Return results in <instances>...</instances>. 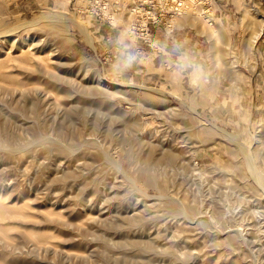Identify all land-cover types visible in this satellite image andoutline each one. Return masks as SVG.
<instances>
[{"label": "rangeland", "instance_id": "rangeland-1", "mask_svg": "<svg viewBox=\"0 0 264 264\" xmlns=\"http://www.w3.org/2000/svg\"><path fill=\"white\" fill-rule=\"evenodd\" d=\"M110 1L112 2L113 0ZM122 1L124 0H120L118 7L109 5L106 11L107 14L104 12L105 9L101 5V0H86L85 2L77 0H0V33H4V30L25 20L38 19L44 13L54 14L60 11H66L65 15L67 17L64 21H41L42 23L31 26L34 34L38 35L37 37L39 39L40 37L43 39H40L42 41L41 46H43L44 41L51 43L53 49L57 47L56 49L58 50L54 49L53 53L55 54L54 56L60 58V63L51 67L56 76L60 77L59 75L61 73L63 75L65 72H72L73 83L75 82V84L80 85L78 81L83 75L90 77L93 73L98 72L106 80L127 85L128 91L126 95H110L102 89L95 90L91 93L86 92L81 85L80 87L82 89L80 88L78 90L77 88L79 86H75L71 82H63L61 79L44 78L43 76H37V73L32 75L33 79H31L30 83H39L44 89H49L47 91L51 89L52 93H56V101L58 103L67 102L68 105H78L79 109L74 111L72 114L74 115L73 118L75 121L78 120V122L82 123L85 119V114H87L90 119L87 125H93L94 127L97 125L92 134H105L108 138L113 133L115 136H120L123 132V124L127 121L132 126L131 133L133 137H136L135 141H133L132 158L130 159L127 156L122 157L123 167L131 170V176L136 178L135 185L120 170L118 172L117 168L103 163L100 165L102 167L100 172L96 171L93 174L91 172L85 173L81 177H78L77 180L73 179L77 178L73 174L70 177V181L73 183L71 184V188L74 186L72 190L70 188L68 196L82 193L85 188L82 187V190L79 188V191L77 185L81 181L90 184V182H93L95 173L101 174L100 178L104 180L103 185L107 183L105 186H108L110 180L116 179L117 184L122 188L120 189L121 192L125 195L131 193L132 198H135L133 197L135 196L133 192H136L134 186L143 190L138 191L139 193L145 191L153 197L158 196L162 192V188H164L163 191L167 193L165 199L167 203L152 207L151 212H156L153 215L155 217L159 216V219L158 221L157 219L149 220L147 227L153 233L158 230V233H160L159 239H161L158 242L165 243L163 244L164 247L167 246L172 251L181 249L182 251L196 252L193 254L194 257H189L188 261L190 262L186 261L187 263L181 262L179 257L173 254L171 256H162L159 259V264H192L193 262V264H245L243 261L250 264L253 255H257L258 260H263L264 256L260 257L258 253L253 254L250 248H247L249 246L246 244L243 245L244 251L242 254L238 255L230 252L228 247L224 248L225 246L209 241L208 238L211 237H207V244L203 246L190 245L189 247H185L183 239L190 236V240L191 238L193 240L194 234H197L196 232L200 229L186 231L184 230L186 224L182 219H173V216L166 214L168 218L170 217L168 219L164 214L167 213L166 211L170 207L173 208L175 206V203L171 199L175 196L183 195L184 191L196 196L200 202H207L210 198H220L224 193H228V202L233 206L236 205L233 209V218L230 223L236 227L242 223L240 228L252 226L254 223V215L250 211H247L250 210L247 208L248 204L245 205L246 202H241V204H244L242 205L243 208L238 198L240 195H254L262 198L264 193L245 167L244 160L238 153L236 139L226 136L224 132L234 134L240 138H247L248 140V137H251V135L259 130L264 137V0H202L201 7L206 11L205 14L209 13L211 17L210 21L220 28L221 36H225V39L221 37L217 42L204 29L202 30L203 27L201 28L199 24L191 23V21H182L181 19H176L171 22L168 17L169 14H167L168 8H170L169 6L167 7V12H165L166 15L163 18L159 16L157 21L148 22L147 17L145 18L144 16L146 10H143L141 13H136L137 16L132 18L131 22L134 23L131 25L130 30V25L128 26V15L129 8L132 6L130 3L132 4L133 2ZM137 1L144 9L149 8L147 7L150 3L149 0ZM112 12L122 17L117 21L111 20ZM72 15L88 22L92 42H89L71 19H68ZM139 18H144L146 20L145 24ZM35 28H38V30ZM49 28H54L57 31H48ZM170 28L173 31L167 34L166 31H169ZM259 29L262 34L260 33V36L253 41V36ZM145 31H149L152 34L149 39L144 36ZM20 32L22 33V31ZM21 33L18 32L20 36ZM67 36H73V41L70 45L65 43L64 38ZM56 38H62V40ZM151 39L153 40L151 41ZM156 43L158 44L156 45ZM9 48L2 51L0 47V59L6 57L5 52ZM47 53L46 51L43 54L46 55ZM217 56H220V61H217ZM52 60H54V57L48 61L51 62ZM172 61L173 63H177L176 65L179 67L176 76L164 67L166 63ZM61 62L65 63L62 64ZM231 62L236 66L232 67ZM196 65L200 66L206 72L207 79L205 82L209 85V89L194 97L197 87L190 84L189 74ZM32 66H35V64ZM8 68L11 70V67ZM234 70L239 72V77L237 81L235 80L236 82L230 79L232 76H229ZM19 76L22 77V73ZM216 80L217 84L215 82ZM1 83L5 88H0V131L4 135L8 132L6 126L9 121L14 120L15 117H20L19 110H21V104L15 101L11 92L7 90L8 84L3 81ZM69 84L74 85V87ZM198 87L200 88V84H198ZM83 90L85 92H82ZM193 103L196 104V112L194 113L190 109ZM168 104H173L171 106L173 108L167 109L166 105ZM155 108H159L160 112H156ZM48 110V112L54 113L56 108L53 106L52 109L48 108ZM25 111H28V109H25ZM119 116L123 119L119 120L117 118ZM145 116H147V120L143 118ZM199 119L205 122V125L214 123L216 127L218 126V129H212L209 134L202 133L196 128L193 129V125ZM78 122L74 124V127L77 129L80 128L79 125L77 127ZM65 125L66 127H63L65 132H67L66 129L73 128L72 124H69L70 126ZM108 127L109 130L106 132L105 130ZM103 137L104 135H102V139ZM106 140L108 139L106 138ZM159 143L173 149L176 158L172 163H170V160L156 161L159 149L153 150L149 148V145L152 144V146L158 148L157 144ZM115 145L113 149L116 150L114 151L112 149L113 155L118 154V152L121 153L124 150L118 141ZM2 152L0 150V181L3 182L4 179L7 181V177L12 178L14 176L13 178H17L20 186L29 192V186L31 184L29 180L30 178H34V183L42 187L43 171H45L43 164H41L40 168H37L36 164L29 161L10 165V162H4L5 156L1 157ZM54 154H57V152ZM86 154L91 159L97 160L98 158L100 160V156L96 157V154H93V152H86ZM48 155L46 154L45 156ZM61 155L58 153V156ZM257 163L264 170V158L262 156L258 158ZM192 164L202 168L203 177L194 181L189 176L187 181L182 183L176 168L179 166L189 171V168L192 169ZM171 165H174V169L171 168ZM63 167L65 168V166H61V169H64ZM103 171L104 173L102 174ZM149 171L150 173H148ZM146 174L154 179L153 184L144 183ZM114 176L115 178H113ZM162 183L164 186H161ZM56 185H59V183ZM127 189L128 191H126ZM39 192L38 197L41 199L38 198L36 203L26 209L31 216L28 215L26 217H30L29 220L32 218L31 223L25 217V222H22L24 223L22 224L15 217L14 219L12 216H7L4 217L6 220L4 218L0 219L1 224L3 225L4 223L12 227L10 231L12 229L13 231L10 233L15 242L22 240L31 230L54 231L57 237L52 240L55 242V246H59V248L54 246L56 251H65L64 248L67 247L66 249H69V251L82 252L84 250L83 246L79 245V247H74L70 244L65 246L68 242H65L64 238L67 234H70L73 238H81L84 235L82 238L83 242H91L89 239L91 232H87L85 228L83 230H79V228H66L63 224L59 225L62 228L59 232L58 229L55 230L56 227H53L54 224L51 222L47 220L42 222L41 218L44 217V213H47V208H53L50 205L47 207L43 205L44 202H48L47 199H43L44 196L48 195L47 198L51 200L56 199V197L48 188H41ZM6 195L5 193L3 197H6ZM29 195L26 198L31 199H27V202L33 199V194L29 193ZM68 196H64V198ZM90 196L92 198H96L97 196L101 201L103 200L100 197H103V195H97L96 192L86 197L91 198ZM9 198H12V196ZM262 199L264 202V197ZM24 200L18 202L20 203ZM111 205L109 204L110 208H113L114 204ZM67 208H70V206H67ZM58 209L61 210L62 208H57L56 210ZM235 210H238V212ZM94 215V213L83 215L79 221H83V225L88 227L89 221L87 217ZM67 216L63 215L62 217L68 219L69 217ZM37 220L40 222L37 223ZM14 224L19 227L14 226ZM46 227L48 228L46 229ZM89 227L94 231L108 232L106 227H101L100 225ZM16 228L17 231L14 232ZM164 239L165 241L163 242ZM213 240L216 241L214 237ZM190 242L194 244V241ZM91 243L96 247L100 246L102 248L101 245L103 242L99 244L98 241H92ZM169 244H173L171 245L173 247L169 246ZM199 249H203V251L201 250L202 252L197 254ZM181 250H179V253ZM101 255H96L91 262L89 261L86 264H107V260L101 257ZM40 257L43 259L46 258L48 263L58 264L59 262L57 260L58 258H56L58 255H54L56 262L54 260L50 261L51 259L49 258L51 255H48V257L40 255ZM241 257L247 258L244 259ZM248 257H251V259ZM28 258L30 256L25 253L17 254L7 252L0 243V264H24ZM72 264H77V262H73Z\"/></svg>", "mask_w": 264, "mask_h": 264}, {"label": "bare ground", "instance_id": "bare-ground-1", "mask_svg": "<svg viewBox=\"0 0 264 264\" xmlns=\"http://www.w3.org/2000/svg\"><path fill=\"white\" fill-rule=\"evenodd\" d=\"M77 1L85 2L86 0H77ZM101 1H102L101 5H103L105 9L104 11L105 13H107L106 11L107 8H109V5H113L115 7H118V5H120L119 4L120 0H113L112 2L110 0H101ZM126 1L133 2L132 4L130 3V5L132 6L131 8H129L130 11L128 15V20H129L128 26L130 25L129 28L131 30V25L134 23L131 22L132 18L134 16H137L136 13H141L143 10H146L147 8L144 9L143 6H140L137 0H124L122 2H126ZM157 1L159 3L163 2V0H157ZM172 4L170 8H168L169 13L167 12L168 14H170V16H172V19L174 20L181 19L182 21L183 20L191 21V23L194 22L196 24H199L201 28L203 27L202 30L204 29L205 32H207L208 35L216 42L219 41L221 37H223L220 34L221 31L220 28H218L210 21L211 17L209 16V13L205 14L206 11L204 10V8L201 7L202 6L201 2L198 5L196 0H173ZM175 5H177L176 14H174L172 10V8ZM65 12L66 11L64 12L60 11L54 14L44 13L41 16H39L38 19L25 20L23 22H20L16 25L9 27V29L7 30H4L3 31L4 33H0L1 50L4 51L8 47H10L9 50L5 52L6 57L4 59L2 58L0 59V88L4 87L2 86L1 81L6 82L8 84L7 90L11 92L15 101L21 104V110H19L20 117L19 118L15 117L14 120L9 121L8 125L6 126L8 129V132L6 134L3 135L2 132L0 131V150L3 151L1 153V157L5 156L4 162L5 163L10 162V165L23 163L24 161L27 162L29 161L31 163L36 164L37 168L38 167L40 168L41 164L45 166V171H43L44 176H43L42 187H39L37 183H34V178H30L29 181H31V184L29 186L30 189L29 192L24 190V188L20 186V184L17 182V178H13L14 176L12 178L7 177V181L5 179L3 182L0 181V217H1L0 219L7 216H12L13 218L15 217L19 223L25 222L24 219L27 218L26 216L28 215L30 216V214L28 213L29 211L28 212L26 211L27 207L29 208L31 207L32 204L36 203L38 198L41 199L40 197H38L41 188H48L51 190V192H53L56 199L51 200L47 198L48 195L47 196L42 195L44 196L43 199H47L48 201V202H44L43 205L45 207L50 205L53 206V208H47L48 211L47 213H44L43 215L44 217L41 218L40 216L41 221L43 222L47 220L51 222L52 224H54L53 227H56L55 230L58 229L59 232L60 230H62V228H60L61 226H59L61 224H63L64 227L66 228L67 227L73 229L79 228V230L80 229L83 230V228H85L87 232L88 231L91 232L90 233L91 237H89L91 242L98 241L99 244L103 242V244L101 245L102 248H100V246L99 247L94 246L93 243L89 241L83 242L82 238L84 235H82L81 238H73V236L67 234V236L64 238V241L68 243H66L65 246L70 244L73 245L74 247H79L80 245L83 246L84 250L82 252H76V251L72 252L69 251V249L67 250L66 247L64 248L65 251L58 252L54 248L55 242H53L52 240V239H56L57 234L54 231H40V230L36 231V229L35 231L31 230L27 235L24 236V238H22V240L15 242L13 236L11 235L12 233L11 231H13V229L10 231L12 227L7 226L4 223L2 225L1 224L2 222H0V243L7 252L17 253V254H21V253L28 254L30 258H28L24 264L50 263L47 262L46 258L44 259L41 258L40 255H44L45 257L51 255L49 259H51L50 261L54 260V262H56V258H58L57 259L59 260L58 264H72L73 262H77V264L79 263L86 264L89 263V261L91 262L96 255H101V253H102L101 257H104L107 260L108 262L107 264H159V259H161L162 256L164 255L171 256L173 254L174 256H178L181 262H186V261L190 262L188 261V259L191 256L194 257L193 254L196 252L195 250H194L195 252L193 253L188 251H182L181 249H175L172 251L170 250V248H167V246L164 247L163 244L165 243L158 242L159 240H161L159 239L160 233H158V230L156 232L154 231L155 233H153L150 231L149 227H147V223L149 220L157 219L158 221L159 219L158 218L159 216L155 217V215H153L156 212L155 213L151 212L152 207L154 206L156 207V205L162 203L165 205V203H167L165 202L167 193L163 191L164 188H162V192L158 196L153 197L150 194L146 193L145 191L139 193L138 191H143V190L137 186H134L135 188L134 190L136 192H133L135 194V196L133 197L135 198H132L131 193L125 195L124 193L121 192L120 189L122 188L119 187V185L116 182V179L110 180L108 182V186H105L107 183L105 182L106 184L103 185L104 180L103 179L101 180L100 178L101 174L95 173L93 182H90V184H86L85 181L84 182L81 181L77 185L79 191L82 187L85 188V190H83L82 193L72 194L68 196V192L71 188V184H73L72 181H70V177H72L73 174L76 175L75 177H77L73 179L77 180L78 177H81V175L85 173L91 172L93 174L96 171L100 172L102 170V167L100 165H102L103 163L110 165V167L117 168L118 172L120 170L135 185L136 178L131 176V170H127L126 168L123 167L122 157L127 156L130 159L132 158L133 141H135L136 137L135 136L133 137L131 133L132 126L127 121H125V123L123 124L122 127L123 132L121 133L120 136H115L113 135L114 134L113 133L108 138L107 135L102 134L104 135L102 139L101 134H95V135L92 134L93 130L97 125L96 123H95L96 125L95 127L93 125L92 126L87 125L88 120H90L87 114L83 113L85 114L84 116L85 119L82 123L78 122V120L75 121L73 118L74 115L72 114L74 113V111H77V109H79L78 105H73V104H72L73 106L68 105L67 102L58 103L56 101L57 95L56 93L54 94V92L52 93L51 89L50 91H47L49 89L47 90L44 89L42 85L41 86L39 85V83L36 82L32 84L30 83L31 79H33L32 75H34V73H37V76H43L44 78H48V79H56V80L61 79L63 80V82H71V83H73L74 81L71 74L72 72H65V73L63 72L64 74L62 75L60 71L62 76L61 75H59L60 77L56 76V74L52 70L53 68L51 69V67H54L55 64L60 63V58L54 56L55 54L53 53L54 49L58 50L56 49L57 47H54L53 49V45L51 43L44 41H43V46H41L42 41H40V39L41 40L43 39L40 37V35H39L40 37L39 39L37 37L38 35L34 34L31 28L32 25L35 24L38 25V23H42L41 21H49V22L64 21L67 17L65 15L66 14ZM151 14L155 15V12H151ZM121 17L122 16H118V14H115L114 12L111 13V18H112L111 20L117 21ZM68 19H71V21L79 28L80 32L87 38V40L89 42H92V36L89 31L88 22L82 20L81 18L79 19L77 16H73V15L71 18L69 17ZM139 19H142V21L141 20L140 21L143 24H145L146 20L144 18H139ZM36 30H38V28ZM50 30L53 32V30L55 29L49 28L48 31ZM17 31L19 33H21L20 31H22L21 36L18 34ZM56 31L57 30H55L54 32ZM260 33L261 30L259 29L254 34L253 41L256 38H258V36H260L259 35ZM144 36L147 39H149V37H151L152 34L149 31H145ZM56 39L62 40V38H56ZM64 39H65V43H68V45H70L73 41V36H67ZM223 39H225V36L223 37ZM152 40L153 39H151V41ZM155 42L157 41L155 40ZM157 44L158 43H156V45ZM46 51L48 53L46 55L43 54ZM53 57L54 60L49 62L48 60L52 59ZM217 61H220V56H217ZM34 64L35 66H32ZM176 64L177 63L175 62L173 63L172 61L166 63L164 67L167 71L172 72L173 74H175L174 76H176V74L178 73L177 71L179 69V67H177ZM231 64L232 67L236 66L233 62H231ZM8 67H11V70ZM20 73H22L23 75L22 77L19 76ZM230 74L231 75L229 76H232V78L230 77V79L237 81V78L239 77L238 76L239 72L234 70V72ZM189 77H190V84L195 85L197 87V90L194 93V97L201 94V92L203 93L208 91L209 85H207L205 82L207 79V74L200 66L196 65V67L193 70H191ZM215 82L217 84V80ZM78 83L82 86L84 90H86V92L88 91L91 93L95 90L102 89L104 92L110 95L111 94L126 95L128 91L126 84L116 83L106 80L98 72L93 73L90 77H87V75H83L79 79ZM73 84H75V82ZM198 84H200V88L198 87ZM76 85L77 84H75V86ZM80 85H77L79 86V88H77L78 90L81 88ZM72 87H74V85ZM84 90L82 92H85ZM172 105L173 104L171 105L168 104L166 105L167 107L166 106L165 107L167 109H171L173 108L171 107ZM53 106L56 108V111L54 113L48 112L49 111L48 108L52 109ZM25 109H28V111H25ZM190 109L193 113L196 112L195 111L196 104L195 103L191 104ZM155 111L160 112L159 108H155ZM117 118L119 120L123 119L120 116ZM143 118L147 120V116ZM77 122L79 123L77 124V127L78 125L80 126V128L78 129L74 127L75 126L74 124H76ZM57 124L59 125L57 126ZM64 124L67 125L72 124L73 128L70 127L69 129H66L67 132H65L63 127H66V125L64 126ZM205 124H206L205 122L199 119L196 121V123L193 125L192 128L193 129L196 128L202 133H207V134H209V132L212 129L215 128L218 129L217 128L218 126L216 127L214 123H210L209 125H205ZM108 130L109 127L105 131L107 132ZM99 131L101 132L100 129ZM224 133L226 134V136H230L231 138L236 139L238 144L237 146L238 153L242 156L244 163L246 165L245 167L247 168L249 174L253 177L254 181L260 186L262 192L264 193V170H262L257 163V160L260 156L264 158V137L262 133L258 130L255 134L251 135V137H248V140L247 138H240L228 132L227 133L224 132ZM106 138L108 140H106ZM115 140L116 143L118 141L119 144L122 145L124 150L121 153L118 152V154L113 155L112 149L114 148V146H116ZM149 146H150L149 148H152L153 150L159 149L158 156L156 157V161L170 160V163H172L173 160L176 158L173 149H171L170 147H165V145L162 143L157 144L158 148L156 146H152V144ZM54 151L57 152V154H54L55 153ZM86 152L89 153L93 152V154H96V157L100 156V160L98 158H97L98 161L89 158ZM58 153L62 155L58 156ZM46 154L49 155L45 156ZM61 166H65V168L63 167L64 169H61ZM171 168L174 169V165H171ZM191 168L192 169L189 168V171L188 169L179 166L176 168V171L180 175V181L182 183L186 182L189 176L194 181L203 177L202 168L195 166L194 164H192ZM143 169H147V168H143ZM103 173L104 171L102 172V174ZM148 173H150V171ZM146 177L149 176H147L146 174ZM146 177L144 179L145 184H151L154 181L153 178L151 177L146 178ZM113 178H115V176ZM58 183L59 185H56ZM160 183L158 184L160 185ZM161 186H164V184L162 183ZM86 191L87 193H85ZM126 191H128V189ZM95 192L97 195L98 194L103 195V197L100 196L103 199L102 201L97 196L96 198L95 197L92 198L90 196L92 199L86 197L87 195H92ZM5 193L9 197L12 196V198L9 197L7 198V195L6 197L5 196L3 197ZM29 193L33 194V199L30 202H27L28 198L26 197L30 196ZM64 196H68V197L64 198ZM227 196L228 193H224V195L220 198L218 197L215 199L210 198L207 202H202V201L200 202V200L196 196L190 195L186 193V191H184L183 195L178 197L175 196L171 199L175 203V206L173 208L170 207V209L168 208L169 210L166 211L167 213H165L164 215L168 214L170 216H173V219L176 218L177 220L182 219L183 222L186 224L184 227V230L186 231L188 230L192 231L197 228L200 229L199 231L196 232L197 234L193 233L194 234L193 240L192 238L190 240L189 238L190 236H187L183 239V244L185 245V247H189L190 245L203 246L207 244L206 243L207 237H211L208 238L209 241L216 242L214 244L225 246L224 248L228 247L230 249V252H233L235 254L238 255L242 254V252L244 251L243 245L246 244L247 246H249L247 248H250L253 254L258 253L260 257L264 256V202L262 199L264 196H262L261 198L254 195H250V196L238 195L239 196L238 200L240 201V204L243 201L246 202L245 205L248 204L247 208L250 209L247 211H250L255 217L252 226H248L244 228H240V226L242 225V223H240V220L239 223L241 225L238 224V227L233 226L234 224L232 225V223H230L233 218L232 212H234L233 209L236 205L235 206L231 205L228 202ZM24 198L26 199L24 200ZM30 199L31 198H29L28 200ZM20 200H24V201L23 202L21 201L19 203L18 201ZM243 203L241 204V206L244 205ZM109 204L110 205L114 204L113 208H110ZM67 206L68 207L70 206V208H67ZM57 208H62V209L56 210ZM235 211L238 212V210ZM239 211L241 210L239 209ZM247 211L245 210V212ZM89 213L95 214L94 216L87 217V220L89 221V226L100 225L101 227H106L108 229L107 233H103V231L99 232V231L91 230L89 226L85 227L86 225L85 226L83 225L84 224L83 221L82 222L79 221L83 215ZM63 215H68L67 217L69 218L64 219L62 217ZM12 217H8V218H12ZM29 218L27 219L29 220ZM167 218H165V220H167ZM31 219L29 220L30 223L32 221ZM17 221L15 222L18 223ZM36 222L39 223L40 221L37 220ZM14 226L17 225L14 224ZM47 228L48 227H46V229ZM95 230L97 229L95 228ZM15 231H17V228L16 230L14 229V232ZM19 232L18 234H20ZM213 237L214 239H216V241L213 240ZM164 241L165 239L163 240V242ZM190 241H194V244H192V242ZM171 245L173 244H169V246ZM55 247L59 248V246L57 245ZM179 250H181L180 253ZM201 250L203 251V249H199L197 251L198 252L197 254H200L202 252ZM261 252L262 254H260ZM54 255H58V257L55 258ZM255 256L253 255L252 259L251 257L250 258L248 257L249 259H251L250 264H264L263 261L264 259L258 260V256L257 255ZM241 258L246 259L247 257L246 258L241 257ZM243 262L245 264H248V262L245 261Z\"/></svg>", "mask_w": 264, "mask_h": 264}, {"label": "built area", "instance_id": "built-area-1", "mask_svg": "<svg viewBox=\"0 0 264 264\" xmlns=\"http://www.w3.org/2000/svg\"><path fill=\"white\" fill-rule=\"evenodd\" d=\"M172 1L173 0H163V2H158L157 0H149V8L148 9H146V11H145V13H144V16H145V18L147 19V21L148 22H152V21H157V19H158V17L160 16V17H164V15H166L165 14V12H167V7L169 6H171V4H172ZM197 1V3L199 4L200 2H202V0H196ZM160 5V7H158ZM172 6H173V4H172ZM172 10H173V12H174V14H176L177 13V5H175L173 8H172ZM151 12H155V15H152L151 14ZM169 13V12H168ZM167 13V14H168ZM169 20L171 21V22H173L174 21V19H172V16H170V14H169ZM148 24V23H147ZM171 31H173V29L172 28H170L169 29V31H166L167 32V34H170V32ZM168 36V35H167Z\"/></svg>", "mask_w": 264, "mask_h": 264}]
</instances>
